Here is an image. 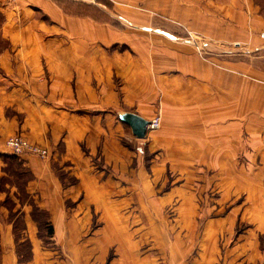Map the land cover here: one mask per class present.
I'll use <instances>...</instances> for the list:
<instances>
[{"label": "crops", "instance_id": "obj_1", "mask_svg": "<svg viewBox=\"0 0 264 264\" xmlns=\"http://www.w3.org/2000/svg\"><path fill=\"white\" fill-rule=\"evenodd\" d=\"M110 1L0 0V264H113L115 243L116 264L158 263L131 241L123 206L147 200L162 165L182 172L170 173L167 196L178 197L179 216L191 222L176 232L184 236L171 262L264 264V85L256 82L264 0ZM84 4L107 19L74 11ZM177 24L209 43L207 62L172 40ZM224 55L233 58L227 68ZM240 57H248L249 79L232 82ZM124 111L160 115L140 141L143 154L119 118ZM15 133L48 156L9 155L5 139ZM61 173L76 181L64 184ZM32 199L48 212L52 236L33 218ZM98 212L104 220L92 226ZM197 217L201 225L192 226ZM25 238L27 263L16 252Z\"/></svg>", "mask_w": 264, "mask_h": 264}, {"label": "rangeland", "instance_id": "obj_2", "mask_svg": "<svg viewBox=\"0 0 264 264\" xmlns=\"http://www.w3.org/2000/svg\"><path fill=\"white\" fill-rule=\"evenodd\" d=\"M80 2H85V3H111L110 0H76ZM3 18L2 12H0V20ZM182 31L176 32V34L172 35V40L177 41L179 43H185V45H189L190 47L193 48L195 54L201 58L205 59L207 54H210L211 48H209V43L205 41V38L200 34L197 33L194 30L187 29L186 27H182L181 25L177 24ZM131 29V28H129ZM144 31V30H140ZM138 44H141L139 42H134L132 43V46H127V48L130 51H134L138 49ZM117 44H114L113 47H116ZM124 46H120L122 48ZM198 47L200 50H198ZM208 50V52H207ZM219 57L220 60H224L225 62L222 63L226 68L230 64L228 61L232 60L231 56L224 55V56H217ZM235 60H240L241 64V70L239 73L235 70H232L234 73H229L234 79L232 82H237V80H248V72H247V67H248V57H240ZM205 62L206 59L204 60ZM210 65H213L210 63ZM257 68L258 69H264V57L257 58ZM227 71V70H225ZM228 73V71H227ZM238 78V79H237ZM256 82L258 83V86L264 85V75L261 73H257L256 75ZM230 92H232L230 90ZM259 92V90H258ZM263 91H261L262 93ZM236 93V92H235ZM260 93V94H261ZM232 96V93L231 95ZM161 121V120H160ZM161 125V123H160ZM159 125V127H160ZM158 127V128H159ZM156 128V129H158ZM146 131H152L146 130ZM147 135V133H146ZM146 135L144 137H146ZM134 136V135H133ZM142 137V138H144ZM142 138H138L136 136L133 137L132 143L140 149V152L143 154L144 153V148L145 145L144 143L140 142ZM137 139V140H136ZM9 155H14L10 153ZM152 155V153H145L144 154V159L147 162L148 158ZM166 159V155H162V158ZM168 158V157H167ZM14 161H11V165L13 164ZM162 169L157 170L155 173V184L153 187V191L150 195H146V201L145 202H136V201H129L127 203H124L125 205L123 206V213L127 215L125 218V226L126 230L129 234L131 241H138L139 242V247L140 250L139 252L144 253L145 256H150L151 258H159V262L157 263L155 261L154 264H175L170 261V258L174 255V243L180 242L176 241L179 237H183L184 234L181 233L179 236H176V232L180 229L183 231L184 228L191 226L190 218H183L180 217V210L183 209L182 204L180 201L175 200L174 198H178L177 196H172V199L169 198L168 193L174 185H170V173L179 175L182 172L174 169H169L168 165L164 168V166H161ZM14 172L19 176V171L15 170L12 168ZM158 177V179H157ZM72 176H68L66 174V180L70 181L72 180ZM178 182H180V179H176ZM175 180V181H176ZM154 181V180H152ZM157 183V184H156ZM161 183V184H160ZM160 184V185H159ZM178 189L182 188L186 189L185 187H176ZM189 188V187H188ZM193 190L197 189L196 187H192ZM216 189H213L212 187H209L206 192L210 196H214L216 193L219 194V192H216ZM178 193V192H176ZM201 198V197H200ZM7 207L11 208V203L9 201L4 203ZM73 204L72 202H68V205L71 206ZM88 205L85 206V208L93 209V205ZM198 205L201 206L202 202L198 200ZM143 209H148L150 210V213H158L157 215L155 214V217H147V216H141V212ZM216 209V208H215ZM100 211V210H99ZM96 212V211H95ZM104 220V217L100 216V213L95 214V216L92 218V222L90 223L92 226H97L102 223ZM202 222V219L200 217L194 218V223L192 226L196 225V227L200 226ZM19 223V222H18ZM121 224V223H119ZM178 235V234H177ZM119 237H121V234H118ZM119 239V238H118ZM124 239V238H123ZM123 241V240H122ZM172 244V245H171ZM120 244L115 243L112 245L110 252H108L107 258L110 259L111 257L113 258L112 262L113 264H116V260L121 257L120 256V251H118V247ZM171 245V246H170ZM22 252L25 254L28 252L27 246L23 245V241L21 242L20 246ZM174 249V250H172ZM62 257L69 258L68 255L65 253H62ZM121 260V259H120ZM120 264V261L117 263ZM145 264H153L152 262H148L147 260ZM189 264H198L193 261H189Z\"/></svg>", "mask_w": 264, "mask_h": 264}, {"label": "trees", "instance_id": "obj_3", "mask_svg": "<svg viewBox=\"0 0 264 264\" xmlns=\"http://www.w3.org/2000/svg\"><path fill=\"white\" fill-rule=\"evenodd\" d=\"M62 1H64V0H62ZM66 1H68V0H66ZM74 11H77V12H79L82 15L89 14V15L93 16L94 18L98 19V20L107 19L106 14H104V12L102 10H100L99 8H97L95 6H91V5L84 4L80 8L74 9ZM15 175H16L15 177H17V174H15ZM64 175L65 174H62V173L60 174V178L62 179L64 184L73 183V182L76 181V178H74V177H73L72 180L68 181V180L64 179L65 178ZM13 181L16 182V184H18L17 180H13ZM31 204H32L31 214H32L33 218L35 219L38 227L42 228L43 232L45 231V235L46 236H52V234L54 232V228H53V225H52L51 220L49 218L48 212L45 209L40 208L34 202L33 199L31 200ZM11 205H12V203H11ZM21 228H22V225L20 223V220L18 219L17 222L14 224V230L15 229L19 230ZM39 234L41 235V233H39ZM16 235H18V234H16ZM22 241H23V245L27 246V248H28V252L25 253V254L22 252V250L20 248ZM22 241L20 242V246L16 249V252H17V255H18V261L27 263L30 260V258H31L30 240L28 238H25ZM0 251H1V249H0Z\"/></svg>", "mask_w": 264, "mask_h": 264}, {"label": "built area", "instance_id": "obj_4", "mask_svg": "<svg viewBox=\"0 0 264 264\" xmlns=\"http://www.w3.org/2000/svg\"><path fill=\"white\" fill-rule=\"evenodd\" d=\"M198 50L200 48L198 47ZM160 115L157 113L152 118L148 119L146 128L147 130L156 129L160 125ZM5 145L8 151L14 155H20L23 153H32L41 158H45L49 154L47 147L30 141L21 133L11 134L5 139Z\"/></svg>", "mask_w": 264, "mask_h": 264}, {"label": "water", "instance_id": "obj_5", "mask_svg": "<svg viewBox=\"0 0 264 264\" xmlns=\"http://www.w3.org/2000/svg\"><path fill=\"white\" fill-rule=\"evenodd\" d=\"M119 118L129 125L134 136L142 138L146 135V125L148 122L147 119L131 111H124L120 113Z\"/></svg>", "mask_w": 264, "mask_h": 264}]
</instances>
